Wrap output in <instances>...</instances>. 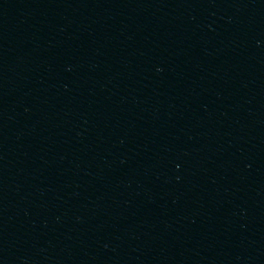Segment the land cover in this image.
Masks as SVG:
<instances>
[{
  "label": "water",
  "instance_id": "95a60500",
  "mask_svg": "<svg viewBox=\"0 0 264 264\" xmlns=\"http://www.w3.org/2000/svg\"><path fill=\"white\" fill-rule=\"evenodd\" d=\"M0 264H264V0H0Z\"/></svg>",
  "mask_w": 264,
  "mask_h": 264
}]
</instances>
